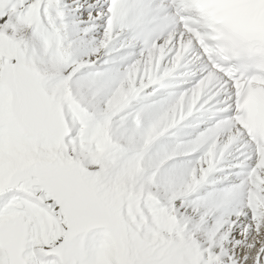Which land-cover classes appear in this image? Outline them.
I'll use <instances>...</instances> for the list:
<instances>
[{
  "label": "snow or ice",
  "instance_id": "1",
  "mask_svg": "<svg viewBox=\"0 0 264 264\" xmlns=\"http://www.w3.org/2000/svg\"><path fill=\"white\" fill-rule=\"evenodd\" d=\"M0 264H264V0H0Z\"/></svg>",
  "mask_w": 264,
  "mask_h": 264
}]
</instances>
